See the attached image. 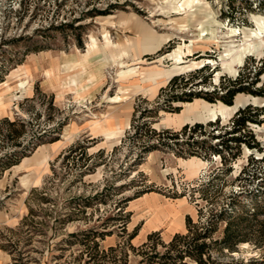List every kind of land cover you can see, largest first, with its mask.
<instances>
[{
  "label": "rangeland",
  "instance_id": "1",
  "mask_svg": "<svg viewBox=\"0 0 264 264\" xmlns=\"http://www.w3.org/2000/svg\"><path fill=\"white\" fill-rule=\"evenodd\" d=\"M206 63L203 90L223 75L254 76L264 65V0H0V117L27 121L24 143L58 135L0 176V264H138L147 228L160 225L168 241L187 214L198 222L229 201L249 215V241L213 256L264 264V113L240 131L262 151L242 143L229 163L162 149L138 156L135 109L154 107L175 72ZM258 79L254 88L264 87V72ZM236 95L239 108H264V95ZM223 104L181 102L152 125L219 117L214 133L223 134L236 110Z\"/></svg>",
  "mask_w": 264,
  "mask_h": 264
},
{
  "label": "trees",
  "instance_id": "2",
  "mask_svg": "<svg viewBox=\"0 0 264 264\" xmlns=\"http://www.w3.org/2000/svg\"><path fill=\"white\" fill-rule=\"evenodd\" d=\"M77 41L79 45H82L80 33H78ZM209 70L210 65L206 63L199 68L173 75L166 85L160 87L154 107L135 109L131 125L135 128L134 138L140 147L138 156L162 149L172 151L181 157L199 156L210 160L212 156H218L224 164L238 157L242 143L247 144L249 148L255 147L262 151L250 129L248 132L251 140L243 138L240 134L242 129H248V121L259 123L261 120L257 117L264 113V108L252 107L250 104L235 112L230 128L223 134L214 133V129L218 127L219 117L206 123H185L179 129H158L152 125V119L160 110L179 111L182 107L181 102H190L195 98H202L209 102L221 101L232 105L235 95L239 92L264 95V87L254 88L259 81L258 76L264 72V65L255 70L252 77L250 76L252 70H249L245 76L241 73L235 77L223 75L221 77L223 80L219 84L212 85L211 90H203L201 85H205L212 75V70ZM204 72L208 73L204 74ZM2 80L3 75H0V82ZM137 111H139L138 116H136ZM138 118L141 121L135 124ZM211 126L213 128L207 130V127ZM27 132L26 120L11 119L8 116L0 117V176L5 170L18 164L23 157L32 153L39 145L58 140V135L45 140L43 134H40L36 140L24 143L22 138ZM227 134L230 135L226 136ZM77 146L81 145L77 143L71 149ZM261 159H264V156ZM217 176L218 172L208 181L211 182ZM260 183L264 184V179ZM244 192L245 190H240L236 194L241 195ZM236 209L234 202H226L219 208H212L209 215L200 214L198 222H194L193 218L187 214L185 229L174 233L168 241H159L160 231L150 232L146 240L139 245V251L143 256L138 264H259V260L256 259H251L249 262L223 261L212 254L214 250L221 253L235 251L239 243L249 241L243 231V228L249 225V215L247 213L237 215ZM220 222H224L221 236L212 237L218 230ZM135 233L136 229L132 236ZM158 244L161 245L162 250H157Z\"/></svg>",
  "mask_w": 264,
  "mask_h": 264
},
{
  "label": "bare ground",
  "instance_id": "3",
  "mask_svg": "<svg viewBox=\"0 0 264 264\" xmlns=\"http://www.w3.org/2000/svg\"><path fill=\"white\" fill-rule=\"evenodd\" d=\"M94 40H95V38H93ZM107 48L109 49V53H110V57L111 58H113V60H115V53L113 52V45L111 44L110 45V43H109V41H107ZM179 59V58H178ZM175 68H173V69H169V70H167V71H165L164 73H163V76L162 77H164V78H167V77H169L170 76V74L173 72V71H175L174 70ZM241 102H242V98L241 97H238L237 95L235 96V100H234V103L232 104V105H225V104H223L224 105V107H226L227 109H228V112L230 113V112H232L233 110H235L238 106H240V104H241ZM175 215V214H174Z\"/></svg>",
  "mask_w": 264,
  "mask_h": 264
},
{
  "label": "crops",
  "instance_id": "4",
  "mask_svg": "<svg viewBox=\"0 0 264 264\" xmlns=\"http://www.w3.org/2000/svg\"><path fill=\"white\" fill-rule=\"evenodd\" d=\"M188 215H189V214H188ZM185 217H186V216H185ZM159 226H160V225H159ZM159 226H157V227H150V228H147L148 231H146L145 239L142 241V243L146 240L147 235H148L150 232H152V231H160V230L158 229ZM149 229H151V230H149ZM184 229H185V219H184V228L181 229V230H176V231H174V232L169 236V238H168L167 240H169V239L172 237V235H173L174 233L179 232V231H183ZM137 235H138V232L135 234L134 237H136ZM165 241H166V240H165Z\"/></svg>",
  "mask_w": 264,
  "mask_h": 264
},
{
  "label": "water",
  "instance_id": "5",
  "mask_svg": "<svg viewBox=\"0 0 264 264\" xmlns=\"http://www.w3.org/2000/svg\"><path fill=\"white\" fill-rule=\"evenodd\" d=\"M192 69H193V68H190V69H188V71H189V70H192ZM179 73H183V72H181V71H179V72H175L174 74H172V76H173V75H177V74H179ZM172 76H171V77H172ZM171 77H170V78H171ZM170 78H169V79H170ZM169 79H168V80H169ZM234 100H235V97H234L233 101H234ZM241 106H242V105H240L239 107H241ZM239 107L236 108L235 112L239 109ZM211 120H212V119H211ZM194 122H202V121H194ZM185 123H190V122H185ZM185 123H184V124H185Z\"/></svg>",
  "mask_w": 264,
  "mask_h": 264
}]
</instances>
